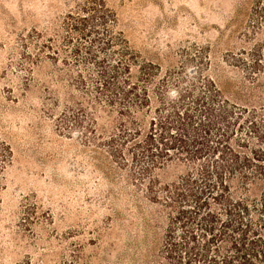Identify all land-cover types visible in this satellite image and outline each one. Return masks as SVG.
Here are the masks:
<instances>
[{
  "label": "trees",
  "instance_id": "16d2710c",
  "mask_svg": "<svg viewBox=\"0 0 264 264\" xmlns=\"http://www.w3.org/2000/svg\"><path fill=\"white\" fill-rule=\"evenodd\" d=\"M115 16L105 0H87L55 36L34 29L22 39L25 60L54 61L61 88L47 89L64 99L63 128L166 213L157 264H264V106L233 101L196 68L161 75ZM248 19L254 34L264 28V0H252ZM262 49L257 41L236 59L254 79L264 76ZM13 155L0 137V173Z\"/></svg>",
  "mask_w": 264,
  "mask_h": 264
},
{
  "label": "rangeland",
  "instance_id": "374dc122",
  "mask_svg": "<svg viewBox=\"0 0 264 264\" xmlns=\"http://www.w3.org/2000/svg\"><path fill=\"white\" fill-rule=\"evenodd\" d=\"M86 1L0 0V137L14 154L0 173V264L159 261L166 213L63 128L64 99L56 104L49 93L61 88L51 75L54 61L43 54L34 65L23 57L24 36L34 29L55 36ZM105 1L115 30L161 75L196 68L233 101L264 106V76L254 79L236 60L257 41L264 54V28L254 34L248 19L252 0Z\"/></svg>",
  "mask_w": 264,
  "mask_h": 264
}]
</instances>
